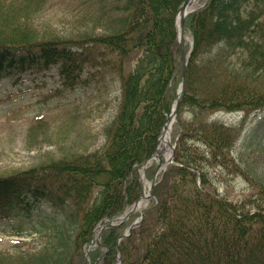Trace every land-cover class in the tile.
I'll return each mask as SVG.
<instances>
[{
  "label": "trees",
  "instance_id": "trees-1",
  "mask_svg": "<svg viewBox=\"0 0 264 264\" xmlns=\"http://www.w3.org/2000/svg\"><path fill=\"white\" fill-rule=\"evenodd\" d=\"M89 1L108 31L39 40L18 28L27 25L23 13L45 0H0V77L56 64L77 94L119 83L102 146L0 175V222L49 237L37 256L0 264H72V252L85 258L98 225L142 194L138 167L152 155L175 98L182 69L176 15L184 0ZM186 28L193 44L179 112L188 104L195 115L178 119L176 163L154 188L159 203L121 241L122 264H264V182H252L261 200H229L212 190L227 170L250 169L231 154L237 131L201 119L204 110L264 104V0H207L187 16ZM121 226L103 234L96 252L108 249L107 264Z\"/></svg>",
  "mask_w": 264,
  "mask_h": 264
},
{
  "label": "rangeland",
  "instance_id": "rangeland-1",
  "mask_svg": "<svg viewBox=\"0 0 264 264\" xmlns=\"http://www.w3.org/2000/svg\"><path fill=\"white\" fill-rule=\"evenodd\" d=\"M205 1L200 0L195 7L200 8ZM92 11L89 0H45L38 7L23 13L22 21L27 25L18 29L34 34L39 40H82L89 33L108 31L104 20ZM187 36L186 45L189 48V32ZM118 86V82H111L109 88L101 92L77 94L65 84L56 64L45 66L35 63L27 70H14L3 75L0 78V175L38 166L75 152L86 153L102 146L105 141L104 126L118 107ZM208 114L210 119L236 127L241 132L231 154L244 160L243 164L250 169L254 181L258 184H261L259 180L264 182V105L256 109L218 110ZM205 115L203 112L201 119ZM193 116L192 107L188 104L182 106L177 114L178 119L182 118L186 122L192 120ZM176 122L173 121L171 128V144L175 143L179 135ZM154 161L152 159L138 169L145 184L144 189L156 169L152 163ZM163 173L158 179L162 178ZM227 177L216 183L225 196L230 199H262L257 187L251 185L253 180L249 176L229 170ZM151 201L150 198L124 222L104 227L101 243L103 234L109 228L122 225L120 228L124 229L143 212L145 218L152 207H149ZM7 223L0 222V258L11 260L20 256H37L39 250L45 247L49 239L47 235L26 230L19 234L12 231ZM96 235L97 231L94 237ZM100 246V243L91 240L83 250L86 260L72 252L68 261L72 260V264H107L102 258H97L96 252ZM104 252V247H101L99 253ZM117 260L115 256L114 261Z\"/></svg>",
  "mask_w": 264,
  "mask_h": 264
},
{
  "label": "bare ground",
  "instance_id": "bare-ground-1",
  "mask_svg": "<svg viewBox=\"0 0 264 264\" xmlns=\"http://www.w3.org/2000/svg\"><path fill=\"white\" fill-rule=\"evenodd\" d=\"M195 1V3L199 0H192ZM194 3V4H195ZM192 8V5H188L185 12L187 13V11L189 9ZM184 38L186 37L185 32L183 33ZM172 124H173V117L169 118L168 123H167V128L164 130V132L162 133L158 145H157V149H156V153H155V158L156 160L159 158H168L169 155L171 154V147H170V141H171V128H172ZM147 194V193H146ZM146 198L143 197L140 201H139V206L142 205L143 201Z\"/></svg>",
  "mask_w": 264,
  "mask_h": 264
},
{
  "label": "water",
  "instance_id": "water-1",
  "mask_svg": "<svg viewBox=\"0 0 264 264\" xmlns=\"http://www.w3.org/2000/svg\"><path fill=\"white\" fill-rule=\"evenodd\" d=\"M192 0H186L181 9H180V14H181V18H180V29H179V41H180V46H181V53H182V60H183V79H182V89L180 91V94L178 95L177 99H176V106L175 109L173 111V114L176 113V110L181 102V98H182V94H183V89H184V85H185V78H186V53H185V43H184V39H183V30L185 27V9L188 6V4L191 3ZM167 127V124L165 125V128ZM161 166V164H159V167ZM155 180H153L152 185L154 184Z\"/></svg>",
  "mask_w": 264,
  "mask_h": 264
}]
</instances>
